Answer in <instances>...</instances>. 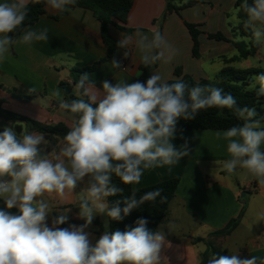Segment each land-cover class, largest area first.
<instances>
[{"label": "clouds", "instance_id": "9594fccd", "mask_svg": "<svg viewBox=\"0 0 264 264\" xmlns=\"http://www.w3.org/2000/svg\"><path fill=\"white\" fill-rule=\"evenodd\" d=\"M43 2L46 8L64 13L70 12L77 0ZM28 3L0 2V62L17 43L31 45L49 39L46 27L27 26L18 37L10 35L24 26ZM241 9L252 43L264 45V0H253L251 5L243 0ZM130 46L140 53L139 63L146 68L167 63L177 54L159 30H153L151 36L139 30L132 35L120 33L116 47L124 50L125 58ZM111 66L120 69L121 63L113 58ZM245 90L264 97V73L250 77ZM72 96L67 99L58 86L49 90V97L70 116L58 151L43 154L42 133L27 128L17 133L15 126L0 131V201L4 205L0 208V264H164L162 250L168 241L163 231L150 230L145 218L124 231L104 232L94 244L86 229L97 214L122 221L146 202L166 201L159 188L139 198L137 187L123 195L124 189L113 177L122 185H139L146 171L165 166L170 170L189 156L187 140L180 147L172 141L178 122L193 120L202 110L234 113L239 123L216 133L217 139L226 142L228 158L222 167L229 174L243 170L264 189V116L254 107H239L236 97L222 88L198 83L189 88L182 79L169 83L153 72L146 82L117 80L113 84L105 80L101 91L85 73L75 82ZM78 184H85L77 214L84 223L60 227L69 218L65 208L49 225L50 201L58 199L62 204ZM117 196L109 202V197ZM258 220H264V213ZM206 264H264V255L240 258L238 253H211Z\"/></svg>", "mask_w": 264, "mask_h": 264}, {"label": "crops", "instance_id": "0c3cea01", "mask_svg": "<svg viewBox=\"0 0 264 264\" xmlns=\"http://www.w3.org/2000/svg\"><path fill=\"white\" fill-rule=\"evenodd\" d=\"M234 1L205 0L181 10L180 15H168L163 21L161 33L168 43L177 49V54L167 63L157 62L149 76L157 72L166 81L177 80L178 77L174 74L177 67H181L184 74L192 76L195 80L210 79L211 71L216 74L214 66L218 62L223 64L222 57H232L236 51L230 43L209 39L208 34L221 32L226 37L231 36L229 23H236ZM165 7L166 0H135L127 23V27L132 29L129 34L139 30L151 36L153 30L159 29L155 23L162 20ZM58 13L45 7V15L37 23L29 25L33 29L48 28V41L34 42L31 45L17 43L10 49L7 59L0 62V102L5 110L33 120L49 124L63 122L69 126V114L58 108L57 101L49 97V90L58 86L63 91L60 85L71 83L70 70L73 67H90L105 56L107 50L101 36V25L90 10L77 7L59 20L52 19ZM185 22L200 25L202 34L199 58L192 55L193 40ZM109 32L117 40L120 33H125L114 25L110 26ZM123 51L119 49L113 57L120 61V69L112 68L111 58L98 64L89 74L90 82L94 83L98 90L102 91V82L105 80L113 84L117 80L133 83L141 75L140 53L134 46H130L129 57L125 58ZM254 57L255 66L264 68V45H260ZM73 61L76 63L73 64ZM205 62L212 68L209 73L204 68ZM33 87L37 89L34 92L30 91ZM12 94L29 95L32 99L29 102H20L14 99ZM21 125L22 130L27 128L24 123ZM11 126L14 124L11 123ZM218 131L223 130L176 131V138L172 143L180 147L187 140L189 156L170 170L165 166L146 171L141 183L132 185L140 189L170 178H180L176 195L170 203L169 215L158 226V230L164 232L168 241V246L162 250V256L166 258L164 264H199L203 252L206 251V245L195 239H206L213 231L224 228L229 221L238 217L244 208L245 220L248 206L241 199V195L251 192L252 187L264 198V189L259 188L256 181L240 184L230 179L229 173L224 169H217L213 175L202 170V162L214 161L222 165L228 158L226 142L217 139ZM66 206L67 204H64L60 207ZM176 216L183 222L189 220L206 230L205 236L194 237L190 233L182 240H176L175 236L169 233L170 224L179 221ZM199 244L203 247L200 248ZM251 255H264V246L251 251L248 257Z\"/></svg>", "mask_w": 264, "mask_h": 264}, {"label": "trees", "instance_id": "16d2710c", "mask_svg": "<svg viewBox=\"0 0 264 264\" xmlns=\"http://www.w3.org/2000/svg\"><path fill=\"white\" fill-rule=\"evenodd\" d=\"M205 0H166V7L162 20L164 21L168 15L176 13L180 15V11L193 7L196 4L203 3ZM243 0L234 1V15L236 17V23H229L231 28V36L226 37L223 33H210L208 38L216 41H224L230 43L234 50L235 55L232 57H222L223 67L214 79H200L195 80L192 76L184 74L181 67H177L174 74L178 79H182L184 83L190 88L195 86L197 83L200 86H206L211 84L214 87L222 88L225 93H230L237 99V105L239 107L248 106L255 108L260 116H264V97H257L254 92L246 91L250 77L264 73V68L261 66H252L247 68H234L233 64L247 60L250 57L256 56L260 46L252 43L251 32L245 29L243 20L245 19V13L241 9V3ZM249 5L253 3V0H247ZM135 0H77L74 8H83L90 10L96 20L101 25V36L106 47V55L101 57L96 63L90 67L77 68L73 67L70 70L71 83H61L63 92L66 94L67 99L73 98V88L75 82L79 77L85 73L88 75L95 70L96 66L100 63L106 62L113 58L119 49H117V39H115L109 32L111 25H114L125 33H131L132 29L127 27L128 18L130 12L134 6ZM29 14L25 21L24 26L18 29L16 33H11L12 36L18 37L23 31L24 27L37 23L45 15V4L43 0H30L28 3ZM69 12H59L52 19L59 20L65 17ZM235 24V25H234ZM185 26L189 31V34L193 40L192 55L194 58L200 57L201 43L200 25L194 23L185 22ZM161 31V30H160ZM13 47V46H12ZM156 66L154 64L151 67H144L141 65V75L136 79L141 82H146L150 77V71ZM90 81V78H89ZM135 81V82H136ZM176 80L168 81L173 83ZM12 97L20 102H29L32 96H20L12 94ZM0 118L6 123H12L15 126V130L19 133L22 130L21 123L27 126L28 131H36L42 133L45 137V149L42 152L50 153L54 150L59 149V144L62 142L65 133L68 131V127L63 122L58 123H44L37 120H33L29 117L14 113L12 111L5 110L0 102ZM239 123L235 118L234 113L231 110H218L208 109L202 110L195 119L193 120H180L177 124V131L181 130H225L231 126ZM0 131L3 128L0 127ZM113 182L119 187L124 189L123 195H130L132 185H122L118 178L113 177ZM180 183L179 177L170 178L143 188L139 189L137 197L144 194L147 191H152L157 188L162 189V195L166 196V201L161 204L159 198L156 202H146L141 208L135 209L130 215L125 217L122 221H114L108 218L109 233L120 230L124 231L126 228L134 227L135 221L139 218H145L148 220L147 227L150 230H158V226L168 217L170 203L176 195V190ZM119 198L109 197V202ZM3 202L0 201V208H3ZM15 213L17 210H10ZM245 213V208L242 209L238 217L232 219L228 224L219 230L213 231L208 238H196L195 241L203 242L206 245V251L203 252L199 264H206L209 254L215 253L218 255H225L227 250L224 248V240L239 226ZM76 220L68 219L67 223L60 227H68L70 224H78ZM97 237L96 239H98ZM96 241V240H95ZM94 241V243H95ZM93 243V244H94Z\"/></svg>", "mask_w": 264, "mask_h": 264}, {"label": "rangeland", "instance_id": "374dc122", "mask_svg": "<svg viewBox=\"0 0 264 264\" xmlns=\"http://www.w3.org/2000/svg\"><path fill=\"white\" fill-rule=\"evenodd\" d=\"M163 20H158L155 23V26L159 28L160 31L163 26ZM161 32V31H160ZM255 57H250L248 60H243L241 62L233 64L234 68H246L255 66ZM223 67L222 63H219L214 66L216 70V74H214V71H211L210 79H214V77L219 73L220 69ZM204 68H206L207 72L212 69L210 67V64L206 63L204 64ZM5 126H11V123L4 122L0 118V127L4 128ZM26 128V127H24ZM46 144L44 143L41 148L42 151L45 149ZM43 154H48L43 152ZM220 163H215L214 161H205L200 163L202 170L204 172L209 173L210 175H213L216 173L217 169H223L222 165H219ZM228 177L230 179L236 180L240 184L253 183L255 179L251 177L250 175H247L244 173L243 170H237L236 172L232 174H228ZM220 178V177H219ZM85 186V184H78L76 189L74 190V193L69 194L64 202L61 204L58 199H52L50 201L53 210L49 215L48 223L51 225V219L55 216H58L61 214L65 208L69 209L67 212L68 219L70 220H76L79 223L75 224L77 226L82 225L84 221L82 219H79L77 214L79 212L78 202L80 200V197L82 195L81 189ZM243 186V185H242ZM241 186V189H242ZM243 193V191L241 192ZM245 195H241V199L246 202L248 206V210L246 213L245 220H241L240 225L237 229H235L225 240H224V248L227 250V253L225 255H231V254H237L240 258H247L248 254L253 251L254 249L264 246V220L259 221L258 215L261 213H264V198L257 193V190L255 187L251 188V192L244 193ZM64 204H67L66 207H60ZM173 204L171 205V207ZM175 207V206H174ZM173 207V208H174ZM176 208V207H175ZM178 219L180 218L179 216ZM243 221V222H242ZM171 229L169 230V233L174 235L176 240H182L185 238V235H189L190 233L194 235V237H203L206 234V230L204 231L203 228H200L198 225L193 224L191 221H179L173 222L170 224ZM87 232L90 233V240L93 243L94 240H96L97 237H100L104 232H109V223H108V217L103 214H97L94 216L92 224L89 225V227L86 229ZM199 247L202 248L203 245L199 244Z\"/></svg>", "mask_w": 264, "mask_h": 264}, {"label": "water", "instance_id": "95a60500", "mask_svg": "<svg viewBox=\"0 0 264 264\" xmlns=\"http://www.w3.org/2000/svg\"><path fill=\"white\" fill-rule=\"evenodd\" d=\"M243 195H244V193H243Z\"/></svg>", "mask_w": 264, "mask_h": 264}]
</instances>
